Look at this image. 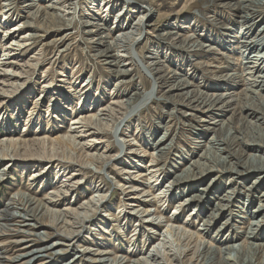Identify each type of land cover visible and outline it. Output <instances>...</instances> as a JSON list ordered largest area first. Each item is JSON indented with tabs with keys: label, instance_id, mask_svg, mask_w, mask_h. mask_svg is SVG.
Here are the masks:
<instances>
[{
	"label": "rangeland",
	"instance_id": "1",
	"mask_svg": "<svg viewBox=\"0 0 264 264\" xmlns=\"http://www.w3.org/2000/svg\"><path fill=\"white\" fill-rule=\"evenodd\" d=\"M1 1L4 7H6L8 4H11L10 1ZM25 1L28 0H18L17 4L11 5L13 8L12 12L14 11L13 19L12 21L8 22L4 29L0 28V65L6 63L7 61H14L17 66L6 69H8L9 73H14L19 77L21 76L19 84H25L20 90L14 92L15 94L8 93L2 95L0 100V140L9 141L12 139H22L26 141L28 140L27 142H32L34 139H49L53 141V145L56 146V148L53 150L54 152L51 151L53 154H56V158H58L60 155L72 157L74 158L73 160H76V162L67 163L63 161L65 165L64 168H67L68 170L64 174L62 172L60 175H56L58 170H56V167H54L56 163L58 164L59 162H49L47 155L43 158L38 156L33 157L34 160L31 163H28L31 164L30 166H26L27 159L23 158H16V161L13 162L4 161L0 163V171L2 172V170H5L6 173L5 180L0 183V211L6 208L12 196L16 193H25L38 200L45 199L49 193L55 190V186L57 187V185H64L66 180L69 179L68 176L71 175V178L75 177L72 180V183L76 184V187L70 186L67 188L69 191L67 197L63 200L61 199L62 202H57L55 210L63 211L66 208H72L81 211L80 207L92 199L94 194L98 195L95 193L97 190H101V188H103V191L100 192V195L105 196L106 202L104 205L108 207V209L111 211L110 213L114 215L113 217L119 221L116 223L110 221V217L104 216L105 213H101V210L98 213L91 215L90 219L92 222L89 221L87 223L88 227H91V229L84 230V232L87 231V233H83V237L78 243H74V247L77 249V246L79 245L80 250L85 248L102 251L106 250L107 252L110 251L115 255L124 256L130 260H133L138 256L140 257L147 254L151 250V247L160 240L161 237L151 234L149 231L152 229H157L156 231L160 233L163 229H166V224L160 223L157 225L154 222V224L150 226L142 224L140 227H138V225L141 223V218L128 215V212L131 210L128 205L133 204L136 202V200L125 202L127 203V206H125L126 212H119L121 200L124 198V196L127 197L124 193L125 190H123L122 185L128 188L135 186L136 188L142 190V188L145 187L144 185L147 183L150 185V187H153V190L151 188L146 190V198H151L158 192V190L169 186V183L174 181L177 176L182 175V173L187 169L191 168L192 170L196 171L195 166L192 164L196 161H200L201 163L205 162V166L207 167L212 166L211 169L213 168V170L211 171L214 172H211L209 169V173H206L201 178H187L186 180H188V182L185 184L181 183V185H179L181 187L167 191L166 195H164L165 199H161L163 202L156 201L152 203H144V201L147 200L145 198L142 200V207L144 209L154 211L156 215L159 214V216H163V222L166 221V223H169L172 226H182L184 229L190 228L191 231H189L191 234L198 235L199 231L202 229L203 223H205L207 220V215L210 216V214H213V209L220 203L225 194L228 195L227 191L234 190L235 196L232 206L233 209H239V211L244 209L243 211L245 212H242L243 214L240 215H244L248 219V225L246 224L245 226H249V221L252 222L259 219L262 221V225L258 231L259 239L254 241V243L263 246L264 218L262 220L261 215L254 212L255 210L257 211L259 205H264V200L260 199V196L262 193H264V178H256L252 173L236 175V173L231 171H218L215 169L216 167L214 165L201 159V155H203L205 151V148L203 147L208 145V141L210 138H212L213 133L208 132L205 130V128H201V126L198 125V123H201L200 119H202L203 116L201 111L198 110L193 112L189 110H182L177 105V103L175 104V102L178 100L180 102L182 99L185 100L186 96L179 95L182 93L174 91L172 84L163 85L161 81H158L157 78H155V81H157V86L159 89H161V91L158 93L156 99L145 108L141 109L140 112L136 114V116L134 115L132 117H128L129 110H126V108L120 111L115 109L118 112H115L114 120L112 122H108L105 127L102 126V128L105 129L103 135H100L98 138H96L97 143L91 144L94 147L87 152L88 155L96 156L94 157L95 159H97V155H103L106 159L103 157L104 160H99L100 163L94 162L90 164L91 161L84 159V154H82L84 157L82 155L79 156V154L75 152V145H73L72 149V146L70 143L68 144V142L66 143L69 145L67 146V149L66 144H64L65 142H62V139L64 137L66 138L68 135L75 136L76 139L78 136H80L79 134L83 136L86 135L84 139L77 140V142H80L81 144L89 143L90 139L95 137V135L88 136L87 134H84V132L81 133L80 131L83 130H81L80 126L78 129H76V132L74 131L75 129L73 130L75 127L72 128V122L75 117L77 118L81 115H84L87 106L88 108L89 106L92 107L93 104H89L91 99L92 103L95 100H104V103H100V105H102L100 106L101 108L99 106H97L96 109L90 108V110H93L90 111L91 115H96L98 117V115L100 116L106 113L101 112V110L109 105L111 100L110 94L113 91H115L114 93L117 94L119 90H131V88L137 87L139 88L140 93H143L154 87V81L151 80L147 73L141 71L139 68H135L136 66L132 68L133 65H127V69L130 70L127 77H116L110 72V69H108L103 62L94 60L95 58H93L92 53L93 49L90 46V43L86 40V37L83 35V28L81 25L82 19L78 14L80 6L78 4L69 6V8L67 6L65 7L66 10L64 9V15L67 17L66 19H72V23L68 29L62 30L60 33H55V35L50 33L43 34V32L38 33V36H42L36 40L38 42H28V47L23 51H19L16 46H10L12 43L16 44L14 42L18 41V39H21L24 35L35 34L33 30L23 28L24 24L28 21L34 23L32 18L28 19L27 13H25V15L23 14V8L26 6ZM53 1L55 0H44L43 2L38 0V2H35V4L39 7L51 4ZM101 1L102 0H96V2L93 3V0H89V4L86 9L90 8L92 9V12H99V10H103L104 4L102 5ZM125 1L128 2L129 0H120L118 8L113 13H110L109 8H104L103 10H107L104 16L106 17L105 19L107 20L108 27H110L112 30V40H119L122 38L123 32L118 23L119 18H116L115 15L124 9V6L125 11L129 10V13L132 16L128 17L131 23H135L138 16L143 15L136 14L134 12V1H131V3H129L130 1L128 2L131 5H128L127 3L125 5ZM147 1L148 5L152 4L154 7L152 5L151 6L156 9L158 13L154 15L149 26L147 27L149 35H143L140 38L138 45L134 46V53L140 55L146 61H148L147 58L149 57H158L159 62L162 63L160 69L163 70V72L160 74V78L167 76L169 77L174 72L179 76L186 77L188 82L193 86L190 88V91L193 95L195 94V100L203 101V98L205 97L203 94L212 96L213 94L217 95L220 93H229L231 91H235L236 94L238 93L240 96L244 88L241 86L237 90L232 89L234 88L232 87L233 85L238 84L235 83V81H229L228 84L225 85L227 89L224 88L222 92L215 91V87L217 88L219 84L221 86V78L219 79V77L225 75L227 72L219 73V71L216 72L215 68L206 67L207 63H214V65H217L219 59L222 60V56L220 55L221 51L219 49L220 42L218 40L223 37L222 33L226 31L230 24H235L236 26L238 24L236 22V19L238 18L233 17L231 8H224L218 1L214 0ZM81 2V4L85 5V0H82ZM11 6L8 7L7 10L10 9ZM33 11L35 12L36 10H32L29 16L34 14ZM12 12H10V14H12ZM19 12H22V17L17 16L19 15ZM67 14H70V17ZM144 14H146V12ZM1 20L4 19L2 18L0 21ZM234 21L236 23H234ZM20 24L22 27H20ZM16 25H19L18 28H21V31L16 33V37L13 38V35L12 37H7L6 41H1L2 36H5L6 32ZM186 26H194V28L192 27V29H189L188 31L186 30L185 32L180 30V27L184 28ZM240 29L241 25H238L236 32H239ZM173 30L181 31L179 33H182V35L184 34L185 37H190L191 34H196V36L197 34L204 35V37L201 38V41L205 47L202 49V51H200L201 47H197L196 45L192 49V46L184 43L183 38L173 37V39H167L166 37H163V35ZM65 34L69 35L65 43L57 44L55 41L60 40ZM208 38H213L215 40L216 43L211 42V46L215 45V48L219 53L212 54L210 51H208L210 48V42H207V40H209ZM55 43L56 45H52ZM67 45L69 47L68 50L66 49ZM6 46L12 47V54H17V56H4L5 54H8V51L5 50ZM115 53L117 54V52ZM193 55H197V58L194 59L192 57ZM251 55H253V53H251ZM234 57L239 58V52L238 54H234ZM34 60L37 61L35 62ZM122 61L127 63L129 62V59L125 57L122 58ZM48 69H50L51 76L47 79L49 74L44 73V70L47 71ZM62 69L66 74L62 73ZM3 70H5V68L0 67V73H2ZM72 70H76L75 73L79 72V75H82L81 78L78 77V84H76L74 88H71L69 81L66 83L63 82L67 76L72 79ZM62 74H64L66 77L61 78ZM246 77L247 76L244 75L242 76V79L245 80ZM51 78L54 79V81L50 83L51 87L45 89L44 86L50 82ZM123 83H125V85H123ZM15 87L16 86H14V88ZM79 87H81L80 90L83 88L84 90L88 88L86 91L87 96L89 97L87 98L88 100L86 104L80 102V99H78L80 96L78 93L74 92V90L79 89ZM11 90L12 89H9V91ZM10 94H12V97H9ZM74 94L76 95V98L73 97ZM100 97H102V99H100ZM140 102L141 99L137 100L135 105L139 104ZM37 104L39 107L35 111L36 114L31 115V108L35 107V105L37 106ZM176 108L177 114L175 118L170 119L166 116V113L175 110ZM187 112L192 113V115H195L196 118L193 117V120L189 121V118L184 116V114ZM236 114L237 115L234 117V123L237 124L240 130L246 131L248 138L245 140L250 142L249 132H251V130H248L247 127H245L246 124H249L242 120V117H246V113H241L239 110ZM230 115L231 113L226 115L224 119H227ZM249 120L251 121V119ZM99 126L101 127V125ZM128 126L134 128V130L131 128L129 130L127 128ZM137 126L139 128L144 127V129L139 132L142 135L140 140L139 137L135 136L138 135V133L135 131ZM166 126H171V130L169 129L170 133H166L163 130V128ZM71 128L72 132L70 131ZM122 129L125 133V135L122 137L126 142V146L119 143L118 140H121L120 138H116V136H114L117 131L119 133ZM201 130L202 134H204V136L202 135L204 138L200 136ZM219 136H223V133L221 134V132H219ZM133 140L138 142V144H136L134 147L131 146L134 142ZM158 141L162 142V145L159 147V149H155L154 145ZM46 144L48 145V143ZM197 144H200L199 146H201L203 149L198 150L196 146ZM81 146L82 145H80V147ZM121 146L124 147L122 148ZM246 146L247 145L242 146V149L240 148V151L243 150V153L239 151L238 157L237 155L230 156L226 152L220 154L219 152H214V159L215 161L219 162V159L227 157L228 159L226 158V160L234 164L236 162L235 158L241 159L242 161L244 160V163L246 161L249 163L251 154L261 156L256 151L245 149L247 148ZM69 147L72 149V152ZM160 149L166 150L168 155L165 154L163 156L164 158L162 157L163 159H159L157 163L155 161V163L151 162L153 158L152 156L155 153L158 155ZM144 152H148V155ZM261 154L264 157V154ZM40 158L46 160H41ZM36 161H38V163H36ZM78 161L79 163H77ZM125 162L126 164H124ZM33 163H36V165L34 166ZM40 164L41 167H39ZM150 166L152 168L149 169ZM99 168L100 170H103L102 173L98 172ZM135 168L138 170H135ZM153 168L159 170L158 176L149 181V177L151 178L149 171ZM239 169L241 168L238 167V170ZM40 171H43V177L40 176L42 175L40 174ZM128 171L135 173L133 175L125 173ZM137 171H139L137 176L144 175L142 179L135 175L137 174ZM73 174H75V176H73ZM152 176L154 175L152 174ZM144 177L146 179L148 178L147 181ZM230 179L233 181H230ZM140 180H144V183H140ZM118 182L120 187L117 185ZM66 183L71 185L70 181ZM247 187L250 190L248 189V191H246ZM93 188L94 192L91 193ZM193 196L199 197L196 200V203L191 204V206L185 207L184 209H178L177 211L179 213L177 216L173 215V209H176L178 204ZM69 203L71 205H69ZM237 206L239 208H237ZM204 214H206V216ZM224 216L223 218L221 216L217 218L213 229L209 233H205L207 241L211 240L215 242L219 241L220 238L223 239L229 235H239L237 230L234 229V224H238L235 223V219L229 221V227H223L221 229L222 232L219 236L218 233L216 234L218 229H220L223 226V223H225V221L229 218L227 214H224ZM121 227L127 230L125 235L118 234V228ZM136 228L140 230L136 231L135 236H132L134 229ZM41 230L44 233L51 231L49 228L45 227ZM57 240V237H53L48 241V244H52ZM14 241V238L9 237L0 239V256L14 258L19 254L25 253L23 251L19 252V248L23 245H15L13 243ZM242 241L243 239H239L238 243H241ZM260 248L263 250V247ZM81 253L82 250L80 254ZM46 262H48L46 264H92L91 262L87 261L85 257L78 259L76 258V255H52V258L47 259ZM33 264H39V261H36Z\"/></svg>",
	"mask_w": 264,
	"mask_h": 264
},
{
	"label": "bare ground",
	"instance_id": "2",
	"mask_svg": "<svg viewBox=\"0 0 264 264\" xmlns=\"http://www.w3.org/2000/svg\"><path fill=\"white\" fill-rule=\"evenodd\" d=\"M3 1L6 2L10 1L11 4H8L6 7H4L2 1L0 0V15H1L0 19L2 18L4 19L0 21L1 29H4L8 24V22L12 21L14 11L12 12L13 8L11 5H15L18 3V0H3ZM43 1L44 0H41V2ZM81 1L82 0H55L51 2V4H47L45 6H39V7L35 4V2H38V0L25 1L26 6L23 8V14L25 15V13H27L28 19L32 18L34 23L28 21L24 24L23 28H28L33 30L35 34L24 35L21 39H18V41L14 42L16 44L12 43L10 46L12 47L16 46V48L19 51H23L28 47L27 45L28 42L30 41H34V43L38 42L36 40L42 37V36H38L37 35L38 33L43 32V34L50 33L55 35V33H60V31L68 29V27L72 23V19L70 18L66 19L67 17L66 15H64L66 10L65 7L68 6L69 8V6H74L75 4L76 5L78 4L80 6V10L78 11V14L79 17L82 19L81 25L83 28V35L86 37V40L90 43V46L93 49L92 53H93V58H95L94 60L103 62L104 65L107 66L108 69H110V72L113 73L116 77H127L130 72V70L127 69L128 67L127 65L129 66L133 65L132 68L136 66L135 68H139L141 71L147 73L150 76L151 80L154 81L153 82L154 87L152 89H149L148 91H145L146 93L145 92L140 93V90L137 87H133L131 88V90H127V89L119 90L117 94H115L114 93L115 91H113L110 94L111 100L109 102V105L101 110V112H106V113L100 116L98 115V117L96 115H91L90 111L93 110H90V108L96 109L97 106L99 107L102 106L100 105V103L101 104L104 103V100L102 101L95 100L92 103L91 102L92 99H91L89 104L90 105L93 104L92 107L89 106L88 108L87 106L84 115H81L77 118L75 117V119L72 122V128L75 127L73 128V130L75 129L74 131L76 132V129H78V127L80 126L81 130H83L80 131L81 133L84 132V134H87L88 136L95 135L94 137L95 139L94 138L90 139L89 143L81 144L80 142L78 143L77 140L84 139L86 135L83 136L79 134L80 136H78L77 139L75 136L68 135L66 138L64 137L62 139V142L63 143L65 142L64 144H66L67 142L68 144L70 143L72 149H73V145H75L74 146V148H76L75 152H77L79 156L84 154L85 157L83 155L82 156L84 157V159L91 161L90 164L94 162L98 163L99 160H104L105 157L103 155H97V159H95L94 157L96 156L87 154L88 150L93 149L94 147L91 144L97 143L96 138H98L100 135H103L105 129H103L102 126L105 127V125H107L108 122H112L114 120V115L115 112L117 111L115 109H118V111H120L126 108V110H129L128 117H132L134 115L136 116V114L139 113L141 109L145 108L147 105L152 103L156 99L158 93L161 91V89H159L157 86V81H155V78H157V80L161 81L163 85L172 84L173 85L172 88L174 91L178 93H182L179 95L186 96L185 100L182 99L181 102L179 100L175 102V104L177 103V105L182 110H189L193 112L199 110L203 113V114L201 113L203 115L202 119H200L201 123H198V125L201 126V128H205V130H207L208 132L213 133V136L208 141V145L203 147L205 148V151L203 155H201L202 160L214 165L216 167L215 169H217L218 171L219 170L229 171V172L231 171L233 173H236V175L252 173L256 178L259 179L264 178V157L261 154V153L264 154V0H214V1H218L224 8H231V11L233 12L232 14L233 17L238 18L236 19V22L238 23L237 26L241 25V29L239 32H236L237 26L235 24L229 25L226 31L222 33L223 37L218 40L220 42L219 43L220 46L219 45L218 46L220 47L219 49L221 51L220 55L222 56L221 58L222 60L219 59L217 65H214V63H210V64L207 63L206 67L215 68L216 72L219 71V73L227 72L225 75L219 77V79L221 78V86L219 84L217 88L215 87L214 88L215 91L222 92V90L226 88L225 85H227L229 81L231 82L235 81V83H238V84L234 83L235 85L232 86L234 87L232 89L237 90L242 86L244 90L242 91L240 96L238 95V93L236 94L235 91H231L229 93H220L217 95L213 94L212 96L203 94V96H205L204 97L205 99L203 98V101L194 99L195 94L193 95L190 91V88L193 86L191 83L188 82L186 77L179 76L174 72L169 77L166 75L167 77L160 78V74L163 72V70L160 69L162 63L159 62L158 57H149L147 58L148 61H146L143 57L134 53V46L138 45V42L140 41V38L143 35H149V32L147 31V27L149 26L151 19H153L154 15L158 13V11L153 8L154 6L152 4L148 5L147 0H129L130 1V2L128 1L129 3H131V1L135 2V4H133L134 12L136 14H143V15L138 16L137 21L135 23H131L128 17H132V16L129 13V10L125 11V6H124V9H122L118 14L115 15L116 18H119L118 23L123 32L122 38L119 40H112L111 37L112 30L110 27H108L107 20L105 19L106 17L104 16L107 10L106 11L103 10L104 8L105 9L109 8L110 13H113L118 8V4L120 0H102L101 4L102 5L104 4V7L103 10H99V12L98 11L92 12V9L90 8L86 9L89 4L88 3L89 0H87V2L85 0V5L81 4L82 3ZM95 2L96 0H93V3ZM128 2L125 1V5L126 3L128 5H131ZM10 6L11 8L7 10V8ZM34 9L36 11L35 12L33 11L34 14H31L32 17L31 15L29 16L30 12ZM10 12H12V14H10ZM145 12L146 14H144ZM21 13L22 12H19V15L17 16L22 17L23 14ZM68 16L70 17V14ZM236 22L234 21V23ZM18 27L19 25H16L11 29H9V31L6 32L5 36H2L1 41H6L7 37H12L13 35H14L13 38H15L17 35L16 33L21 31V28ZM20 27H22V25ZM192 27L194 28V26ZM192 27L191 26H186L184 28L180 27V30L185 32L186 30L188 31L189 29H192ZM181 31L173 30L163 35V37H166L167 39H173V37L183 38L184 43H186L189 46H192L191 47L192 49L197 45V47H201L200 51H202V49L205 46L202 44L201 38H203L204 35L197 34L196 36V34L193 35L191 34L190 37H188L187 35L189 34H187L186 35L187 37H185L184 34L183 36L182 33H179ZM68 37L69 35L65 34L60 40H57L55 42L57 44L58 43L64 44L66 39H68ZM207 42H210V48L208 49V51H210L212 54L219 53L217 52L218 50L215 48V45L211 46V42H215L213 38L207 40ZM56 43L52 45H56ZM10 46L5 47V50L8 51V54H5L4 56H9V57L17 56V54H12L13 49ZM68 48L69 47L67 45L66 49L68 50ZM115 52H117V54ZM238 52L240 54V57L235 58L234 54L236 53L238 54ZM251 53H253V55H251ZM125 57L129 59V62L124 63L122 61V58ZM192 57L195 59L197 58V55H193ZM34 61L36 62L37 60ZM14 66H17V64L14 61H9V62L7 61L6 63L0 65L1 68H5V70H7V71L3 70L2 72L3 74L0 73V100L3 94L14 93L20 90L25 85V84H19L21 76L19 77L14 73H9L8 69H6V68H13ZM75 71L76 70H72L73 73L72 79H70L67 76V78H65L63 81L65 83L69 81V84H71V88H74V86L78 84V79L81 78L82 76L81 74L79 75V72L75 73ZM44 73L49 74L47 79L51 76L50 69H48L47 71L44 70ZM62 73H65V71H63ZM244 75L247 76L245 80L242 79V76ZM63 77L66 76L62 74L61 78ZM53 81L54 79L51 78L50 82H48L47 85L44 86V88L48 89V87H51L50 83H52ZM123 85H125V83H123ZM14 86H16L17 88L16 87L14 88ZM80 88L81 87H79V89L77 90L75 89L74 92L78 93V95L80 96V98H78L80 99V102L86 104L88 100L87 98L89 97L87 96V91H86L88 88H86L85 90L84 88L80 90ZM9 89L12 90L9 91ZM9 97H12V94H10ZM73 97L76 98V95L74 94ZM100 99H102V97H100ZM139 99H141V102L135 105V102H137V100ZM38 107L39 106L37 104V106L35 105V107L31 108V115L36 114L35 111L37 110ZM239 110L241 113L243 112L246 113V117H242V120L246 121L249 124V125L247 124L245 125L243 123L248 130L249 129L251 130V132H249L250 142H247L245 140L246 138H248V134H246V131L240 130L237 124L234 123V117L235 115H237L236 113ZM229 113H231V115L228 116L227 119H224L226 115H228ZM176 114H177V108L175 110L166 113V116L172 119L176 117ZM184 116L188 117L189 121H192L193 117L196 118L195 115H192V113L189 112L185 113ZM249 119H251V121ZM99 125H101V127ZM170 127L171 126H166L163 128V130L167 133L171 130ZM72 128L70 130L71 132H72ZM127 128L130 130L131 127L128 126ZM131 129L134 130V128ZM143 129L144 127L139 128L138 126L135 129L136 133H138L139 135V136L138 135L135 136L139 137V140L140 137L142 136L139 132H141ZM118 131L114 134V136H116V138H120L121 140H118L119 143L124 144V146H126L125 145L126 142L122 137L123 135H125L123 129L119 133ZM219 132H221V134L223 133V136H219ZM202 135L204 136L201 130L200 136L204 138ZM27 141L22 139H17V140L12 139L9 141L0 140V163L4 161L13 162L16 161V158H23V159H27L26 166L27 165L30 166L31 164L28 163H31L34 160L33 157L38 156L43 158L46 157L47 155L49 162L58 161L60 163V164L56 163V165L54 166L56 167V170H58L56 175H60L62 172L64 174L68 170L67 168L66 169L64 168L65 167L64 162L67 163L76 162V160H73L74 158L61 156L60 153H59L60 156L56 158L57 157L56 154H53L51 152L56 148V146L53 145V141L49 139H43V140L34 139V141L32 142H27ZM133 141L134 142L131 146L134 147L136 146V144H138V142L135 140ZM46 143H48V145ZM193 143H197V142H193ZM80 145L82 146L80 147ZM161 145L162 142L158 141L155 143L154 148L159 149ZM199 145L200 144L196 145L197 149L198 150L203 149ZM245 145H247L246 146L247 148L245 149L256 151L261 156L251 154L249 158V163L247 161L244 163V160L242 161L241 159L235 158L236 162L234 164L227 161L226 160L227 157L223 159H219V162L215 161L214 159L215 157L213 155L214 152L215 153L219 152V154L226 152L230 156L237 155L238 157L239 155L238 152L240 151V148L242 149V146ZM67 146L69 145L66 144V147ZM240 152L243 153V150ZM165 154H167L166 150L160 149L158 155L155 153L152 156L153 158L151 157L152 158L151 162L155 161L157 163V161H159V159H161ZM42 158L40 159L46 160ZM38 161H36V163H38ZM36 163H33L34 166L36 165ZM77 163H79V161ZM124 164H126V162ZM205 164H206L205 162L201 163L200 161L194 162L192 165L195 166L196 171L192 170L191 168L187 169L185 172L182 173V175L177 176V178H175L174 181L169 183V186L165 185L166 187H164L161 190H158V192L154 194L151 198L149 197L150 199L146 198L147 197L146 190L148 188L151 189L153 188L150 187L149 184L146 183V185H144L145 187H143L142 190L136 188L135 186H131L128 188L122 185L123 190H125L124 193L127 197L124 196V198L121 200L119 206L120 207L119 212H126L125 206H127V203L125 202L136 200V202H134L133 204L128 205L131 208V210L128 212V215L132 217L141 218L140 220L141 223L138 225V227H140L142 224H145L146 226H150L153 225L154 222L157 225H159L160 223L166 224L165 225L166 229H163L160 233L156 231L157 229H152L151 231H149L151 232V234H155L161 237L160 240L158 241V243H156L151 247V250L147 254L140 257L138 256L133 260H130L124 256L115 255L110 251L107 252L106 250L105 251L93 250L91 248L81 249L82 253L80 254L81 252L80 246L76 245L77 249L76 247H74V243L75 242L78 243L80 239L83 237V235L87 233V231L84 232V230L91 229V227L89 228L87 224L89 221L92 222V220L90 219L91 215L98 213L101 210L100 211L101 213L102 212L105 213L104 216L110 217L109 219L110 221L115 223L118 221L116 218L113 217L114 215L110 213L111 211L108 209V207L104 205V203L106 202L105 196L100 195V192L103 191V188H101V190H97V192L95 193H97L98 195L94 194V197L92 199H90L89 201L84 203L82 207H80L81 211L72 208H66L63 211L55 210L57 206V202L60 201L62 202V200L67 197V194L69 192L67 188L70 186L76 187V184L72 183V180L75 177L71 178V175H69L68 176L69 179L66 180V182L70 181L71 185H68V183L65 182L64 185L61 186L57 185V187L55 186V190L49 193L48 196L43 200H38L25 193H16L12 196L6 208L0 211V239L4 237L14 238L15 241L13 243L15 245H23L22 247L19 248V252L23 251L25 253L19 254L14 258H6L7 256L6 257L0 256V264H33L36 261H39V264H46L48 263L46 262V260L49 258L51 259L52 255H59V256L76 255V258L78 259L85 257L87 261L91 262L92 264H264V245L260 246L254 243V241H257L259 239L258 231L260 230L262 221L260 219H259L260 221L259 220L252 222L249 221V226L248 227L245 226L248 223L247 222L248 219L246 216L240 215L243 214L242 212H245L243 211L244 209L239 211V209H233L232 206L235 196L234 190L227 191L228 195L225 194V196L221 199L220 203L218 205L216 204L217 206L212 211L213 214H210V216L207 215V220L205 221V223L202 222L203 230L202 229L200 231L198 230L199 231L198 235L191 234L190 228L184 229V227L182 226H172L169 223H166V221L163 222L162 220L163 216H159V214L156 215L154 211L149 209H144L142 207L143 199L145 198L147 199L144 201V203L146 202L152 203L156 201L163 202L161 201V199L164 198L166 192L171 191V189L174 188L177 189L181 187L179 186L181 185V183L185 184L188 182V180H186L187 178L190 177L201 178L206 173H209L208 172L209 169L210 171L213 170V168L211 169L212 166L207 167L205 166ZM39 167H41V164L39 165ZM238 167L241 169L238 170ZM150 168L152 167L150 166L149 169ZM135 170L138 169L135 168ZM158 171L159 170H156L154 168L151 169L149 171L150 172L149 175H151V178L149 177V179L148 178L147 179L150 181L153 178H156L158 176ZM42 172L43 171H40V174H42ZM98 172L102 173L103 170H100L99 168ZM138 172L139 171H137V174H135L136 176L138 175ZM125 173L133 175L135 172L133 173L128 171ZM152 174L154 176H152ZM5 176H6L5 170H2V172L0 171V183L5 180ZM40 176L43 177L44 174ZM73 176H75V174H73ZM143 176L144 175H140L137 177L142 179ZM230 181L233 180L230 179ZM140 183H144V180L141 181ZM117 185H119V182L117 183ZM248 189L249 188L247 187L246 191H248ZM92 192H94V188L93 190H91V193ZM198 198L199 197L197 196H193L190 197L189 199L188 198L185 199V201L178 204V207L176 209H173V215L177 216V214L179 213L177 211L178 209H182V208L184 209L185 207L191 206V204L197 202L196 200ZM260 199L264 200V193H262ZM69 205L71 204L69 203ZM237 208L239 207L237 206ZM254 213L261 215V218L263 220L264 205H259L257 211L255 210ZM224 214H227L229 218L225 221V223H223V226L220 229H218L216 234L218 233L219 236L222 232L221 229L223 227L224 228L229 227L230 226L229 221L235 219L234 220L235 223L238 224L237 225L234 224V229L237 230L239 235L238 234L229 235L231 237L228 236L223 239L220 238L219 241H215V242L211 240L207 241L205 237V233H209L213 229L215 225L214 223H216V219L219 218L220 216L223 218ZM204 215L206 216V214ZM44 227L49 228L51 231L44 233L41 230ZM118 229H119L118 232L119 235H125L127 232L125 228L121 227ZM139 230L140 229L138 228L134 229V233L132 234V236H135L136 231ZM53 237H57L58 240L52 244H48V241ZM239 239H243V241L241 243H238ZM260 247H263V250ZM130 252H131V247H130ZM64 264H68V263H64Z\"/></svg>",
	"mask_w": 264,
	"mask_h": 264
}]
</instances>
